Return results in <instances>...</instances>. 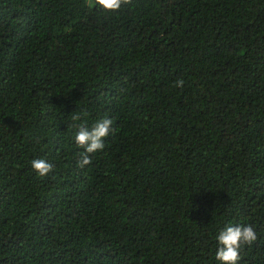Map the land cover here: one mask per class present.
<instances>
[{"label":"trees","instance_id":"16d2710c","mask_svg":"<svg viewBox=\"0 0 264 264\" xmlns=\"http://www.w3.org/2000/svg\"><path fill=\"white\" fill-rule=\"evenodd\" d=\"M248 225L264 264V0H0V264H220Z\"/></svg>","mask_w":264,"mask_h":264},{"label":"clouds","instance_id":"9594fccd","mask_svg":"<svg viewBox=\"0 0 264 264\" xmlns=\"http://www.w3.org/2000/svg\"><path fill=\"white\" fill-rule=\"evenodd\" d=\"M132 0H85L87 7L104 13L118 12L122 6L131 4ZM183 80H177L176 86L181 87ZM86 115V113L84 114ZM80 115L73 114L72 120L78 121ZM112 119H102L97 121L89 130L83 124H74L76 133L74 142L78 148L84 151L78 161V167L84 168L92 163L90 154H94L104 149V138L112 131ZM32 170L40 177L47 176L53 170L51 163L39 158L31 161ZM257 240L254 228L248 226H227L216 237L217 250L215 253L216 261L220 264H237L240 260V249L244 245H252Z\"/></svg>","mask_w":264,"mask_h":264}]
</instances>
